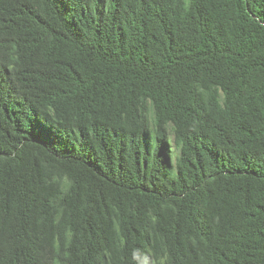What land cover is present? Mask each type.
I'll return each mask as SVG.
<instances>
[{
    "label": "trees",
    "instance_id": "trees-1",
    "mask_svg": "<svg viewBox=\"0 0 264 264\" xmlns=\"http://www.w3.org/2000/svg\"><path fill=\"white\" fill-rule=\"evenodd\" d=\"M0 264H264V0H0Z\"/></svg>",
    "mask_w": 264,
    "mask_h": 264
}]
</instances>
